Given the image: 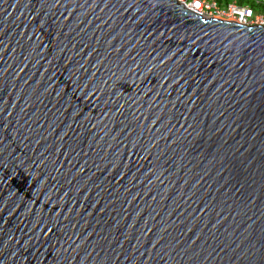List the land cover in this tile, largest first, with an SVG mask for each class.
I'll list each match as a JSON object with an SVG mask.
<instances>
[{
  "label": "water",
  "instance_id": "obj_1",
  "mask_svg": "<svg viewBox=\"0 0 264 264\" xmlns=\"http://www.w3.org/2000/svg\"><path fill=\"white\" fill-rule=\"evenodd\" d=\"M0 264H264V27L0 0Z\"/></svg>",
  "mask_w": 264,
  "mask_h": 264
},
{
  "label": "built area",
  "instance_id": "obj_2",
  "mask_svg": "<svg viewBox=\"0 0 264 264\" xmlns=\"http://www.w3.org/2000/svg\"><path fill=\"white\" fill-rule=\"evenodd\" d=\"M252 1L254 3L249 4L236 0H176L185 9L208 19L235 20L243 25L264 27V0Z\"/></svg>",
  "mask_w": 264,
  "mask_h": 264
},
{
  "label": "trees",
  "instance_id": "obj_3",
  "mask_svg": "<svg viewBox=\"0 0 264 264\" xmlns=\"http://www.w3.org/2000/svg\"><path fill=\"white\" fill-rule=\"evenodd\" d=\"M222 2L228 1V0H221ZM239 3H249L252 4L254 3L252 0H236Z\"/></svg>",
  "mask_w": 264,
  "mask_h": 264
}]
</instances>
